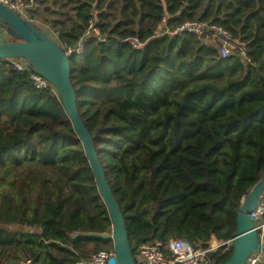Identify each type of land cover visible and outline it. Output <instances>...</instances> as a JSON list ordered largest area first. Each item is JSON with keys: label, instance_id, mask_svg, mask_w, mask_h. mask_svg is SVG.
Masks as SVG:
<instances>
[{"label": "trees", "instance_id": "16d2710c", "mask_svg": "<svg viewBox=\"0 0 264 264\" xmlns=\"http://www.w3.org/2000/svg\"><path fill=\"white\" fill-rule=\"evenodd\" d=\"M28 12L66 50L83 46L71 57L77 105L134 254L154 240L233 239L264 177V0H34ZM193 21L225 28L250 62L159 35ZM34 72L0 61V263L86 262L113 241L85 234L112 235V221L62 100Z\"/></svg>", "mask_w": 264, "mask_h": 264}, {"label": "water", "instance_id": "95a60500", "mask_svg": "<svg viewBox=\"0 0 264 264\" xmlns=\"http://www.w3.org/2000/svg\"><path fill=\"white\" fill-rule=\"evenodd\" d=\"M0 28L14 39L0 43V61L25 60L39 76L54 87L83 145L99 194L112 221V235L91 232L85 236L113 241L115 255L107 264H137L121 205L107 179L96 143L79 112L77 92L71 80L72 55H68L66 50L41 27L2 3ZM263 195L264 177L242 202L232 242V255L222 264H249L250 257L264 253V239L257 232L255 218L252 216Z\"/></svg>", "mask_w": 264, "mask_h": 264}, {"label": "built area", "instance_id": "2783aa9c", "mask_svg": "<svg viewBox=\"0 0 264 264\" xmlns=\"http://www.w3.org/2000/svg\"><path fill=\"white\" fill-rule=\"evenodd\" d=\"M0 3L8 6L20 16L30 20L28 11L34 4V0H0ZM91 28H93V25H91ZM93 30L98 34V31L95 28H93ZM184 33L201 37L206 44L214 46L220 52L222 57H228L231 54L238 52L244 62H250L245 45L235 40L225 28L215 24L201 21L187 22L174 31L164 30L159 35L168 34L174 36ZM129 42L136 49H141L143 47V43H140L138 39H131ZM66 52L68 55H73L75 52L80 54L83 52V46L81 44L76 50H66ZM11 62L14 64L15 68L21 72H29V67H31L25 60H11ZM31 79L38 89H49L53 87L36 72L31 73ZM252 216L255 218V228L257 232L264 239V195ZM232 242L233 239L228 241H218L216 238H212L208 248L204 249L202 247L194 246L187 240L183 239H170L167 242L154 240L142 244L134 256L137 264H213L210 259V254L219 250H223L224 252L231 250ZM114 255V250L112 252L102 251L94 255L89 261H82L76 264H107L110 258ZM248 263L264 264L262 253L250 257ZM11 264L35 263L33 259H23Z\"/></svg>", "mask_w": 264, "mask_h": 264}, {"label": "rangeland", "instance_id": "374dc122", "mask_svg": "<svg viewBox=\"0 0 264 264\" xmlns=\"http://www.w3.org/2000/svg\"><path fill=\"white\" fill-rule=\"evenodd\" d=\"M2 32H4V31H2ZM1 34H2V33H1ZM1 34H0V35H1ZM1 40L7 42V41H10V37H8L7 35H5L4 37H3V36H2V37L0 36V41H1ZM113 246H114V244L112 243L111 247H108V248L105 249L104 251L112 252V251L114 250V247H113ZM112 247H113V248H112Z\"/></svg>", "mask_w": 264, "mask_h": 264}, {"label": "crops", "instance_id": "0c3cea01", "mask_svg": "<svg viewBox=\"0 0 264 264\" xmlns=\"http://www.w3.org/2000/svg\"><path fill=\"white\" fill-rule=\"evenodd\" d=\"M2 31H4V32H2ZM2 33V34H1ZM0 36L2 37H4L5 35H7L8 37H9V35L7 34V32L5 31V30H3L2 28H0ZM3 42H6V41H3V40H1L0 41V43H3ZM262 256H263V258H264V253H262Z\"/></svg>", "mask_w": 264, "mask_h": 264}]
</instances>
